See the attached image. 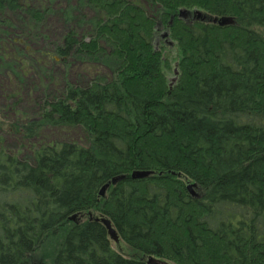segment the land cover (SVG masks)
<instances>
[{
	"label": "trees",
	"instance_id": "1",
	"mask_svg": "<svg viewBox=\"0 0 264 264\" xmlns=\"http://www.w3.org/2000/svg\"><path fill=\"white\" fill-rule=\"evenodd\" d=\"M0 97V264H264V0H0Z\"/></svg>",
	"mask_w": 264,
	"mask_h": 264
},
{
	"label": "rangeland",
	"instance_id": "2",
	"mask_svg": "<svg viewBox=\"0 0 264 264\" xmlns=\"http://www.w3.org/2000/svg\"><path fill=\"white\" fill-rule=\"evenodd\" d=\"M53 22L54 23H60L58 19H54ZM162 33H164V32H162ZM162 33H160L158 35V37L163 36L165 38V37L168 36V35L164 36V34H162ZM165 34H166V32H165ZM5 66H6L5 64H3L1 66L2 71H3L1 73H8L9 72V69H7ZM174 77H176V74H175ZM21 79H22V82L25 85V88L28 89V87H30L31 83H32V81L30 79V76H27V77L21 78ZM28 90H30V88ZM2 101H3V99L0 97V106L2 105ZM6 121L8 122V120H6ZM0 137H2L4 139V144H6L8 147L16 146V142L14 140L8 138L7 136H5L4 133L3 134L0 133ZM194 190L196 191V188H194ZM98 216H99V214H98ZM85 218H86V215H83L79 219H83L84 220ZM71 221L76 222V220H71ZM111 243H112V247L116 251H118L119 253H121V254H123V255H125L127 257L135 255V253L131 250V248L127 245V243L124 240L120 239V237H119L118 241H114V240L111 239ZM55 254H56V252H55V249L53 247H49V248H47V247H39L33 253L32 259H31L30 262H31V264H52ZM161 263L162 264H175V263L170 262V261H161Z\"/></svg>",
	"mask_w": 264,
	"mask_h": 264
},
{
	"label": "water",
	"instance_id": "3",
	"mask_svg": "<svg viewBox=\"0 0 264 264\" xmlns=\"http://www.w3.org/2000/svg\"><path fill=\"white\" fill-rule=\"evenodd\" d=\"M187 15V11L185 10H181L180 12V16L181 17H184ZM217 21L216 19H214V22ZM168 33L166 32V34H164V36H167ZM175 74L177 75L178 74V70H175ZM176 80V77L173 78V82ZM151 174H153L152 171H148V170H136V171H133L132 175H131V178H134V179H141V178H147L148 176H150ZM120 178H124V177H119V178H115L113 179L111 182L107 183L106 185H104L102 188H101V191H100V194L102 196L105 195L108 187L111 185V184H115ZM197 187V184L196 183H189L188 184V189L191 193V195L193 196H198L197 192L194 190V188ZM72 220H75V217H72L71 218ZM97 220H101V222L106 226L107 228V231H108V235L110 237V239L114 240V241H118L119 240V235L117 233V230L113 227V224H112V221L105 217V216H98L97 217ZM149 262L150 263H156L157 260H154L153 258H150L149 259ZM159 264L161 262H158ZM162 264V263H161Z\"/></svg>",
	"mask_w": 264,
	"mask_h": 264
},
{
	"label": "flooded vegetation",
	"instance_id": "4",
	"mask_svg": "<svg viewBox=\"0 0 264 264\" xmlns=\"http://www.w3.org/2000/svg\"><path fill=\"white\" fill-rule=\"evenodd\" d=\"M195 188H197V187H195ZM197 194H198V196H193V195H192V196H193V197H199V193H197Z\"/></svg>",
	"mask_w": 264,
	"mask_h": 264
}]
</instances>
